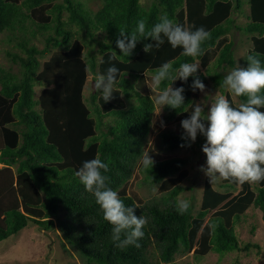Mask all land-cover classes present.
<instances>
[{
  "label": "trees",
  "instance_id": "trees-1",
  "mask_svg": "<svg viewBox=\"0 0 264 264\" xmlns=\"http://www.w3.org/2000/svg\"><path fill=\"white\" fill-rule=\"evenodd\" d=\"M242 5L247 23L235 28L249 35L251 48L241 64L246 67L247 57L258 53L264 67V0H149L146 7L140 0H0V33L9 32L14 37L8 40L20 49L19 54L6 52L16 69L0 65V242L32 223L43 231L56 227L64 247L81 264H173L190 253L199 259L211 252L241 251L234 226L250 209L259 212L264 226V180L243 185L222 180L216 190L205 179L198 210L190 205L180 214L177 196L187 177L186 160L150 157L154 165L149 169L140 161L144 152L151 153L156 107L147 83L163 63L172 61L175 70L198 59L196 76L203 84L208 79L237 107L222 87V71L235 67L228 33L235 15L243 13ZM163 15L191 31L203 27L211 33L201 56H182V48L173 49L163 36L164 43L149 53L144 45L154 41L142 39L129 57L120 56L119 31L131 33L140 19L150 30ZM38 34L44 36L41 49ZM112 65L119 69L113 98L106 102L96 91L85 98L88 76L95 81ZM193 79L172 84L185 89V104L177 110L163 108L167 123L190 117L200 92L191 89ZM170 83L163 81L160 90ZM35 86L41 87L36 96ZM246 99L237 98L239 103ZM131 100L135 105L125 108ZM109 116L113 124L106 126L103 119ZM159 136L165 151L191 147L182 134L164 131ZM95 158L109 165L102 173L107 186L125 207H136L137 217L148 220L138 248L116 246L112 226L75 176L83 162ZM138 166L144 181L164 193L159 200L143 204L130 191L128 182Z\"/></svg>",
  "mask_w": 264,
  "mask_h": 264
},
{
  "label": "clouds",
  "instance_id": "clouds-1",
  "mask_svg": "<svg viewBox=\"0 0 264 264\" xmlns=\"http://www.w3.org/2000/svg\"><path fill=\"white\" fill-rule=\"evenodd\" d=\"M162 36L173 49L182 48V56L195 59L203 54L201 46L211 38V33L203 27L191 31L163 15L150 30L146 29V21L140 19L131 33L119 31L116 47L120 56L129 57L137 43L142 39H151L154 44H145L143 48L145 53H149L153 46L159 48L164 43ZM115 56L117 55L113 51V58ZM199 64V60L195 59V62L182 63L173 70V62L169 61L154 70L147 86L153 93L150 100L158 108L156 115L164 107L177 110L185 104V89L172 87L177 80L186 82L189 77H193L191 89L204 92L205 85L196 76ZM118 72L119 69L114 65L110 66L106 73L96 77L94 88L91 87L106 102L113 98ZM165 80H171L172 83L160 90V85ZM222 87L233 97H246V102L233 107L225 95L216 94L206 113L204 106L195 103L190 117L181 121L185 134L181 139L195 142L198 134L204 137L201 150L206 157V165L200 171L209 178L211 185L222 180L234 181L239 185L258 183L264 180V111L259 110L264 107V96L260 94L264 90V67L261 66L259 54L249 55L246 67L237 65L232 69L224 77ZM140 163L144 169L154 165L148 152L142 154ZM108 170L107 163L95 158L83 162L75 176L85 191L95 197L103 219L112 226V240L116 246L138 248V241L144 236L142 229L148 220L142 215L137 217L134 214L136 207H125L118 192L107 186L108 177L102 173ZM189 207L190 201H177L176 208L180 214H184Z\"/></svg>",
  "mask_w": 264,
  "mask_h": 264
},
{
  "label": "rangeland",
  "instance_id": "rangeland-1",
  "mask_svg": "<svg viewBox=\"0 0 264 264\" xmlns=\"http://www.w3.org/2000/svg\"><path fill=\"white\" fill-rule=\"evenodd\" d=\"M148 2L149 0H140V3L144 7L148 6ZM243 9V13H237L235 15L234 24L228 33L230 40L233 42L232 49L235 67H237V65L245 67L241 64V60L248 54L251 48V43L248 38L249 35L235 28H243L247 23L245 17L247 10L245 6H243ZM24 11L25 9H23V12ZM62 14L64 15L63 17H66V13ZM25 26L29 27L28 23H26ZM30 27L33 28V26ZM38 35L39 37L36 44L38 48L41 49L44 46V36ZM11 36L12 35L7 31L0 33V65L3 67L11 66L16 69L17 66H12L13 64L6 56L7 51L11 53H20V49L15 48L16 42H10L8 40V37ZM99 39H101V37H99ZM234 68H227L225 71H222V73L227 75ZM94 82L92 77L88 76V83L84 91L85 98H88L89 94L93 92L91 87L94 88ZM204 85L205 90L204 92H199L197 103L204 106V111L206 113L210 103L214 102L215 95H223V93L218 87H214L208 79L207 83ZM34 90L36 96L41 90V87L35 86ZM224 91L227 92L226 89ZM231 97L238 106L239 102L237 98ZM131 105H135L133 100L128 101L125 108ZM157 112L158 108L155 107L152 124L153 133L148 142L151 151L150 157L154 160L169 158H182L186 160L184 170L187 173V177L179 183V186L183 190L177 196V200L190 201V205L194 207V211L196 212L201 201L205 179H209L204 172L200 171L201 167L206 165V157L201 150L205 140H202V136L198 134L195 142H191V147L189 149H178L172 152L165 151L161 144L160 133L172 131L175 134H185L181 128V123L169 124L164 119V110L162 109L159 115H156ZM113 119L114 117L112 116L104 118V125L111 126L113 124ZM106 128L107 127H102V131L105 132ZM2 167L4 166L0 164V168ZM14 169L15 168H12L13 171ZM219 183L212 184V187L218 190ZM128 184H130V191L133 192L143 204L151 200L157 201L164 195V193L159 191L158 185L150 186L148 182L144 181V174L140 173V166L135 169L134 175L130 178ZM238 189L239 188H235L233 193H236L235 191ZM208 217L209 215L206 217V220ZM234 232L242 249L241 251L226 253L222 256L211 252L199 259L193 258L190 253L185 256L176 257L173 264H264V226L260 220L259 212L250 209L247 214L242 216L240 221L235 224ZM247 244L249 248L245 251L243 247ZM0 264H81V261L71 249H66V247H64L61 234L56 227L53 230L43 231L31 223L16 236L0 242Z\"/></svg>",
  "mask_w": 264,
  "mask_h": 264
}]
</instances>
